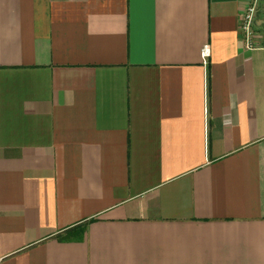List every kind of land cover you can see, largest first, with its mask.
Here are the masks:
<instances>
[{
    "label": "crops",
    "instance_id": "crops-1",
    "mask_svg": "<svg viewBox=\"0 0 264 264\" xmlns=\"http://www.w3.org/2000/svg\"><path fill=\"white\" fill-rule=\"evenodd\" d=\"M260 3L0 0L1 264H264Z\"/></svg>",
    "mask_w": 264,
    "mask_h": 264
},
{
    "label": "built area",
    "instance_id": "built-area-1",
    "mask_svg": "<svg viewBox=\"0 0 264 264\" xmlns=\"http://www.w3.org/2000/svg\"><path fill=\"white\" fill-rule=\"evenodd\" d=\"M260 0H245V5L241 9L238 18V32L243 45L246 49L251 50L256 47L255 40L257 39L254 30L255 18L257 15ZM207 55V50L203 51V57ZM0 257V264L2 263Z\"/></svg>",
    "mask_w": 264,
    "mask_h": 264
},
{
    "label": "rangeland",
    "instance_id": "rangeland-1",
    "mask_svg": "<svg viewBox=\"0 0 264 264\" xmlns=\"http://www.w3.org/2000/svg\"><path fill=\"white\" fill-rule=\"evenodd\" d=\"M260 4H261V3H259V7H258V11H257V15H256V18H257V19H258L259 17H260V19H261V17H262V16H259V17H258V12H259L260 9H261V7H260L261 5H260ZM259 15H260V14H259ZM256 18H255V22L257 21ZM257 27H258V26H256V24L254 23V30H257ZM255 28H256V29H255ZM255 32H256V31H255Z\"/></svg>",
    "mask_w": 264,
    "mask_h": 264
}]
</instances>
